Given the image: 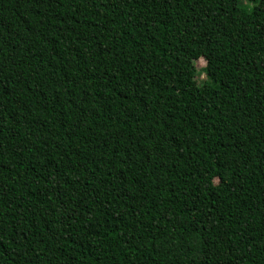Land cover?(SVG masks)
<instances>
[{"label":"trees","instance_id":"1","mask_svg":"<svg viewBox=\"0 0 264 264\" xmlns=\"http://www.w3.org/2000/svg\"><path fill=\"white\" fill-rule=\"evenodd\" d=\"M0 264H264V0H0Z\"/></svg>","mask_w":264,"mask_h":264},{"label":"rangeland","instance_id":"2","mask_svg":"<svg viewBox=\"0 0 264 264\" xmlns=\"http://www.w3.org/2000/svg\"><path fill=\"white\" fill-rule=\"evenodd\" d=\"M195 67H196V75H195V80L198 84L202 83L204 81V73L202 69L205 67V61L203 59H198L195 61Z\"/></svg>","mask_w":264,"mask_h":264}]
</instances>
